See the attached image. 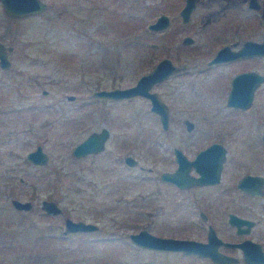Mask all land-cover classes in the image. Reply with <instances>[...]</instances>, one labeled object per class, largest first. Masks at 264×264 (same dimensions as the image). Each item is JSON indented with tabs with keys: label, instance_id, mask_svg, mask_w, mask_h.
<instances>
[{
	"label": "rangeland",
	"instance_id": "1",
	"mask_svg": "<svg viewBox=\"0 0 264 264\" xmlns=\"http://www.w3.org/2000/svg\"><path fill=\"white\" fill-rule=\"evenodd\" d=\"M47 1V10L24 16L0 8V37L12 45L11 66L0 67V264H207L135 245L128 232L158 227L198 235V225L186 220L196 211L186 204L171 211L164 203L174 190L155 183L157 170L169 166L172 145L192 154L220 139L236 173L264 169V80L247 107L226 104L231 75L242 67L264 72V55L206 62L224 42L261 39L264 0L258 9L247 0H196L185 21L178 13L184 0ZM159 11L169 14V25L148 29ZM184 34L192 40L183 42ZM163 55L184 65L152 85L167 102V127L143 95L92 94L134 82ZM185 117L193 121L190 129ZM103 124L109 128L104 149L75 156L73 144ZM36 143L47 152L43 163L25 156ZM127 152L136 164L123 161ZM14 196L33 204L15 208ZM43 197L55 199L61 212L44 211ZM66 215L99 227L64 234Z\"/></svg>",
	"mask_w": 264,
	"mask_h": 264
},
{
	"label": "water",
	"instance_id": "2",
	"mask_svg": "<svg viewBox=\"0 0 264 264\" xmlns=\"http://www.w3.org/2000/svg\"><path fill=\"white\" fill-rule=\"evenodd\" d=\"M195 2L196 0H184L183 4L178 9L181 20L185 21L189 18ZM1 4L4 10L13 17L38 13L47 8V4L43 0H1ZM247 5L250 8L258 9L261 3L259 0H247ZM169 22V14L164 11H159L153 20L146 22V27L151 30H161L167 27ZM192 38L193 37L191 35L184 34L182 36V41L189 42ZM11 49L12 45L10 43H5L0 39L1 68L6 69L11 66ZM246 55H264V31L260 40L245 38L240 42V44L234 47L228 43L221 44L216 48L207 62H218ZM183 67V64L173 62L170 56L163 55L156 60L150 69L140 73L134 82L126 85L94 88L92 90V94L97 97L110 98L129 97L136 94L143 95L149 99V108L157 113L162 127H166L168 121L167 102L161 98L157 90L152 89L151 87L153 83L168 77L171 73L178 71ZM263 79L264 73L258 71L257 69H244L234 73L231 77L230 87L226 95V104L241 108L247 107L251 103L254 88ZM66 96L72 98L74 95L72 93H68ZM184 124L186 129H190L193 126V121L188 117H185ZM108 134L109 129L106 125H102L99 129H93L73 144L71 152L75 155H81L90 151H98L103 148L104 141ZM262 137L264 139V134ZM221 146V143L212 141L204 147L199 148L190 159H188L178 147H175L174 152L178 164L173 170L162 171L161 176L163 178L174 180L180 186L214 180L217 178L219 173L223 154H219L215 160L213 158V152L221 149ZM221 151L223 152V150ZM25 156L31 162L43 163L47 159V152L42 148L41 143H36L33 148L26 151ZM124 159L130 164L134 163L135 160L131 154H125ZM210 161H215L216 164L211 166L208 164ZM189 163H193L195 165V170L197 171L196 175L189 173ZM263 180L264 175L246 173L240 177L238 182L242 184V182L250 181V183L252 182L256 184V182H262ZM250 190L256 192L254 191V188H251ZM11 203L18 209H28L33 204L30 199H21L15 196L11 198ZM40 207L44 211L52 214L61 212L62 210L57 201L50 197L41 198ZM235 219L237 222L247 220L242 217H235L234 220ZM98 227L99 224L96 221L80 217L73 218L66 215L63 218L62 232L65 234L74 231H90L97 229ZM215 235V232L212 229H209L208 241H201L200 239L192 237L156 234L147 227H140L136 230L128 232V236L132 243L141 247L178 249L185 252L209 254L214 260H216L220 258L219 252L214 247L209 245V241H211ZM253 245L256 244L253 243ZM253 245H251L252 247L247 246L244 248L245 257L248 261L264 264L263 250L259 246Z\"/></svg>",
	"mask_w": 264,
	"mask_h": 264
},
{
	"label": "flooded vegetation",
	"instance_id": "3",
	"mask_svg": "<svg viewBox=\"0 0 264 264\" xmlns=\"http://www.w3.org/2000/svg\"><path fill=\"white\" fill-rule=\"evenodd\" d=\"M43 1L47 4V8L51 6V3L48 2L47 0H43ZM0 8L4 11V13L7 16H9V13L4 10L1 4V0H0ZM47 8L45 10H47ZM0 39L3 40L1 37ZM228 44H230L232 47L235 46L234 41L228 42ZM253 56H262V55L239 56V57H235V58H231L227 60H221L218 62H211V63L207 62V60L209 59L208 58L206 62L208 63V65L209 64L218 65L220 63H226V62L234 61L238 59L241 60V59L251 58ZM244 69H251V67H242L237 71L244 70ZM252 69H255V68H252ZM237 71H235L234 73H236ZM230 82H231V78H230ZM258 84L256 85V87L258 86ZM121 98H124V97H121ZM234 107H238V106H234ZM167 125H168V121H167ZM263 134L264 133L260 135V138L264 145V139L262 137ZM212 141H217L221 143L222 145L221 149H218V151L213 152L214 153L213 158L215 160L219 154L221 153L223 154L221 158V166H220L217 178L211 181H204L200 183L196 182V183H191L188 185L180 186L174 180L163 178L161 176L162 171L173 170L178 164V161L176 160V156L174 152L175 147H178L181 150V152L185 154L188 159H190L192 158L194 153L199 148L204 147L205 145H207L208 143ZM104 147H105V141L103 144V148H101L100 150L102 151ZM100 150L90 151V152H87L81 155L95 154V153H98ZM221 150H223V152ZM228 151H229V148L227 144H225V142L221 141L220 139H211L207 141L202 146L198 147L192 154L186 151L181 146L172 145L168 153L169 154V157H168L169 166L157 170L156 174L154 175L156 185H158L159 182H161L164 185L171 188L172 191L174 190L173 191L174 196L167 197L166 198L167 201L166 203H164V206L168 205L171 211L174 210L176 207H179L178 205L180 204H186L188 206H191L193 208L192 209L193 212L196 211L197 217L196 218L193 217L192 219H187L189 218V216H187L186 220L188 222L191 221L192 223H194L193 225H198L200 231L198 235H193L185 231L183 234L181 233L170 234V233H166L164 229L160 230L157 227L155 228L156 230L152 232L156 234H161V235L192 237V238L200 239L201 241H208V230L212 229L216 235L211 241H209V245L211 247H214L219 252L220 258L214 260L209 254H199L196 252H185L183 250H178V249L177 250L162 249V248H149V249H155V250H161V251H172V252H177L180 255L189 254L193 256H198L203 261H205L207 264H259V263H254V262L247 260V258L245 257L244 248H246L247 246L252 247L251 245H253L254 243L256 245H253V246H259L264 252V180L262 182L258 181L256 182V184L252 182L250 183V181H245V182H242L241 184L238 181L240 177L246 173H256V174L264 175V169L263 170L261 169L253 170L248 167V169H244L240 173H236L234 169V165L232 164V161H230L228 158L229 157ZM125 154H131V153L127 152ZM81 155H75V156L78 157ZM124 155H123V161L126 164L134 165L137 163L138 160L133 154L131 155L134 157L135 160H134V163L132 164L127 163V161H125ZM208 164L212 166V165H215L216 162L210 161L208 162ZM137 166L142 167V164L138 163ZM227 167H230L231 169H227ZM188 171L189 173L193 175L197 174V171L195 170V165L193 163L188 164ZM251 188H254L255 189L254 191L256 192L251 191L250 190ZM156 191H157L156 189L153 190V194L154 192L156 193ZM155 197L157 198V196ZM153 215H155V218L157 219V213ZM235 217H238V218L242 217L247 220L237 222L236 219L234 220ZM155 218H154V222L160 225V227H163V225L167 222L166 218L162 222L160 219L155 221ZM184 223H185V220H184ZM186 226H189V225L187 224Z\"/></svg>",
	"mask_w": 264,
	"mask_h": 264
}]
</instances>
